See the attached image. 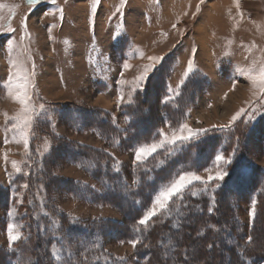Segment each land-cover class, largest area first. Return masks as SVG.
<instances>
[{
  "label": "rangeland",
  "instance_id": "374dc122",
  "mask_svg": "<svg viewBox=\"0 0 264 264\" xmlns=\"http://www.w3.org/2000/svg\"><path fill=\"white\" fill-rule=\"evenodd\" d=\"M0 5V81L7 80L13 70L11 61H15L21 70L31 69L35 63L32 78L35 88L31 92L37 105L45 104L54 122V131L59 133V136L54 133L46 137L54 148L65 144V140L74 141L109 148L119 162L127 165L138 163L135 151L109 147L93 130H79L72 126L69 115L108 111L110 118L124 123L125 119H120L121 108L141 91L139 88L133 91L134 82L143 66L151 62L147 57H165L173 50L174 63L167 71L171 90L180 86L189 59L194 61L195 75L203 82H200L194 105L183 123L193 129L210 130L237 122L231 118L241 108L247 110L246 116L255 119L264 114V96L237 73L238 68L255 72L252 61H264V0H240L239 8L236 0H205L203 4L200 0H128L124 15L115 13L120 0H101L95 11L92 9L93 0H56L55 4L44 0L35 7L27 0H0ZM25 17L27 30L23 27ZM9 27L15 32L7 31ZM117 31L120 36L114 38ZM193 50L194 56L191 55ZM125 61L132 67L124 69ZM191 79L197 80L195 77ZM121 80L125 83H120ZM20 109L21 105L8 95L6 89L0 90V189L11 187L20 201L18 204L14 201L5 209L0 200V222L8 217L9 223L19 225L17 231L21 233V213L17 212V206L22 203L25 188L16 191L19 186L13 182L21 174L15 172L11 162L17 161L25 172L28 171L27 165L34 164L39 154L33 147L43 154L46 151L45 138L40 144H30L29 141L27 151L31 153V159L26 155L23 143L3 142L6 135L12 139L14 133L5 132L6 123L10 125L12 121L8 118L15 116ZM163 129L170 134L168 125L165 124ZM5 152L8 153L7 163L3 158ZM57 158L60 161L55 162L53 176L58 179V184L60 180L70 178L91 182L84 170L66 162L62 154ZM253 158L254 165L264 168V145ZM225 166L221 165L224 170ZM209 168L215 175L218 169ZM196 173L205 179L209 174L204 170ZM235 186H229L230 193L234 194L230 201L241 198L235 196ZM41 194L42 199H46L44 193ZM57 201L65 212L86 222L99 219L124 221L122 213L110 205H94L70 195H59ZM236 207L235 204L233 209L238 218L251 228L253 222L249 212L252 202H245L238 210ZM13 208L15 212H12ZM231 210L232 205L228 202L229 214ZM255 219L256 224L260 223L257 209ZM250 234L254 237L253 232ZM12 245L7 231H0V246ZM107 247L120 257H130L134 253L130 243L110 242ZM202 253L206 259L211 257L205 255V251ZM255 264H264V260L258 259Z\"/></svg>",
  "mask_w": 264,
  "mask_h": 264
},
{
  "label": "trees",
  "instance_id": "16d2710c",
  "mask_svg": "<svg viewBox=\"0 0 264 264\" xmlns=\"http://www.w3.org/2000/svg\"><path fill=\"white\" fill-rule=\"evenodd\" d=\"M174 52L164 57L143 91L136 92L133 100L122 106L120 119L127 116V122L115 118L113 123V117H109L111 113L106 111L69 115L70 124L79 130H93L109 147L131 152L141 144L151 142L156 130L165 124L183 123L194 105L202 81L193 72L183 85L175 89L180 92L175 96L167 72L174 63ZM194 77L197 80L191 79ZM169 95L175 99L165 103ZM53 124V121L49 123L41 117L33 126L30 144H40L44 138L53 136L56 133ZM64 142L55 148L51 146L43 155L39 152L36 162L30 167L27 165L28 171L25 172L29 174H21L14 180L13 184L19 186L16 191L24 183L29 185L23 190L22 203L17 206V212L21 213L23 239L12 247L0 246V264H245V260L246 264H255L258 259L264 260V168L254 165L253 160L264 145V114L251 120L245 115L233 124L211 128L184 148H178L174 155L166 157L160 150L144 163L134 165L119 162L106 147ZM237 145L233 163L225 166L229 175L222 182H211L209 188L213 191L203 192V185L197 182L184 192L183 200L174 198L169 205L171 215L160 213L147 226L139 224L156 191L178 171L199 172L212 167L217 154L231 157ZM33 150L37 151L34 147ZM61 154L66 162L84 170L91 182L70 178L62 179L58 184L53 168L55 162L60 161L57 157ZM88 160L95 161L96 167L85 170L78 166L81 161ZM114 168L120 171L116 172ZM217 183L219 187H216ZM231 184L236 185L235 196L241 197L233 198L234 202L230 201L234 196L230 193ZM85 185H95V188ZM12 190L5 186L0 189V200L5 209L14 201L18 204L19 199ZM193 191L197 195H191ZM41 192L46 199H42ZM59 195H70L99 206L110 205L122 213L124 221L99 219L86 222L77 219L61 209L57 201ZM212 195L215 196L214 207L210 199ZM253 201L256 202L257 215L260 214V223L256 224L255 219L248 228L233 208L236 204L238 210L245 202ZM228 202L232 205L230 214ZM210 207L212 211H209ZM7 224L8 217L0 222L1 232L7 231ZM202 229L203 234L198 235ZM251 232L254 233L253 242L248 244L246 237ZM133 238H139L141 243L134 248L133 256L123 257L124 260L117 259L120 256L107 247L110 242L128 243ZM208 244H212L211 249L207 248ZM53 245L60 250L62 258L59 261L51 255ZM202 251L211 257L204 258Z\"/></svg>",
  "mask_w": 264,
  "mask_h": 264
},
{
  "label": "snow or ice",
  "instance_id": "6c2138e0",
  "mask_svg": "<svg viewBox=\"0 0 264 264\" xmlns=\"http://www.w3.org/2000/svg\"><path fill=\"white\" fill-rule=\"evenodd\" d=\"M28 4L35 7L44 2V0H27ZM53 4L56 3V0H51ZM101 0H93L92 9L93 11L96 10L97 6L100 4ZM201 4L205 2V0H200ZM236 5L240 7V0H236ZM128 6V0H120V5L116 8L115 13H120L124 15V9ZM2 7V5H0ZM62 11L61 9H58ZM113 13V15H115ZM131 13V9H129V14ZM242 15V13H241ZM175 26V25H174ZM23 27L27 30V17L23 20ZM9 32H15V29L9 27L7 29ZM30 35V34H29ZM120 36V32L117 31L115 33L114 38H118ZM11 44V40L9 41ZM191 55H195V50L191 53ZM147 59L151 61L150 63L143 66V69L139 76L136 77L134 82L135 86L133 91L136 88H139L143 91L144 83L149 78V73L154 72L157 70V65H159L163 60V56H148ZM12 71L9 73L7 80L0 81V90L6 89L7 93L10 97H12L17 103L21 105V109L19 112L8 119L12 121L10 125L5 127V132H13L14 135L12 139H9L6 135L4 138V143H23L24 148L26 150V155L31 159V153L28 150L29 141L31 138L33 126L43 117L49 123L52 122V117L48 115V110L45 107V104L40 103L37 105L33 100V95L31 89L35 88V84L33 82V77L35 75V63L33 62L31 69H18L16 66L15 61H11ZM252 64L255 67V72L253 69H244L238 68L237 73L239 77H245L248 81L251 82L253 89L258 90L261 96H264V61H256L253 60ZM132 66L127 63L126 61L123 63L124 69H129ZM194 72V61L189 59L187 62V69L183 74V78L180 81V84L183 85L185 81L189 78L190 74ZM121 76H123V72H121ZM120 83H125V81L121 80ZM175 92V96H179L180 92L171 90ZM255 94V93H254ZM175 96L169 95L165 99V103L168 101L174 100ZM121 101H123V96L120 97ZM247 114V110L241 108L240 111L236 112L235 115L232 116V121L235 122L239 120L242 116ZM7 115V114H5ZM253 119L252 116H249V120ZM126 122L128 121V117H125ZM113 123H115V118H113ZM166 123H168L166 121ZM54 127V124L52 125ZM169 127L171 128V132L165 133L163 128H159L156 130L151 142L143 143L135 149V160L138 163H144L148 160L149 157H153L155 153L160 150H163V155L171 156L174 155L178 148H184L188 143H190L194 138H198L204 134H206L209 130L208 129H193L187 123H178L177 125L173 126L169 123ZM59 136V133H56ZM114 143H118V141H114ZM51 145L45 138V151L50 149ZM40 152L39 149H37ZM238 145L237 148L233 149L232 156L226 157L223 153H219L215 156L213 166L216 167L218 170L216 171L215 175L212 174L211 168H205L204 171L208 172L207 179L198 175L195 171L191 170H180L178 171L173 177H171L167 183L162 184L159 189L156 191L151 206L145 211L142 218L139 220V224L142 226H147L148 223L152 220L153 217L158 216L160 213H167L171 215V209L169 205L175 199L183 200V194L186 190L190 189L195 183H199L203 185L202 191L203 192H211L213 189L209 188V185L213 181L222 182L226 176L229 175L228 171L224 170L221 165L227 164L231 165L233 163V158L237 155ZM40 155H43L40 152ZM111 155V154H109ZM4 161L5 163L8 162V153H4ZM164 161H160L162 164ZM12 166L15 169L16 173H20L22 175H28L29 173L24 172L23 168L19 166L17 161H12ZM80 167H83L85 170H89L91 168L96 167L95 161H81L79 163ZM30 167V164L28 165ZM116 172H119V168H114ZM86 187L95 188V185H85ZM220 184L217 183L216 187H219ZM23 188L27 189L29 185L24 183L22 185ZM191 195H197V192H191ZM212 207L215 206V196L212 195L210 197ZM22 202V201H21ZM212 207L209 208V211H212ZM15 208H13L12 212H15ZM12 213H9L11 215ZM251 222L255 221L256 217V202H252V207L249 212ZM19 225L15 223L7 224V237L10 244H14L23 239L22 233L17 231ZM209 228L213 229L214 231H219L213 225H208ZM139 231V229H137ZM203 234V229L201 230L198 235ZM246 241L248 244L253 242V236L250 234L246 237ZM134 248L141 243L139 238H133L128 241ZM208 249L212 248V244L207 245ZM52 257L59 261L61 257L60 250L56 248L55 245L52 246L51 251ZM243 255V253H241ZM117 259L124 260L123 257H118ZM187 264V262H186ZM246 264V260H245Z\"/></svg>",
  "mask_w": 264,
  "mask_h": 264
}]
</instances>
